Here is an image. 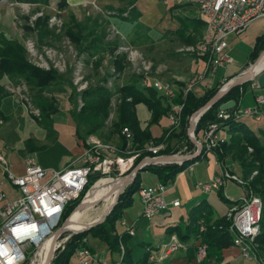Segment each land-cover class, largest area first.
I'll list each match as a JSON object with an SVG mask.
<instances>
[{
    "label": "trees",
    "instance_id": "1",
    "mask_svg": "<svg viewBox=\"0 0 264 264\" xmlns=\"http://www.w3.org/2000/svg\"><path fill=\"white\" fill-rule=\"evenodd\" d=\"M18 3L49 6L51 0H14ZM126 5L125 10L120 11L121 20L126 22H136L140 17V12L135 6L138 0H118ZM56 8L59 11H66L68 3L66 0H58ZM48 16L36 18L33 28L24 25L28 32L37 31L39 40L43 43L44 39L54 37V32L48 28ZM178 28L175 31L176 37L186 46L199 45L202 37L204 22L201 18L177 17ZM63 35L73 44L79 55L86 54L94 57L100 52L113 54L118 46L114 43L105 44L103 42L104 33L95 34V29L87 24L79 22L72 11L67 12L64 20ZM50 38V39H51ZM264 49V34L257 36L252 52L250 53L251 62L254 63L260 52ZM196 57H201L196 55ZM125 55H117L113 59L115 72L123 70ZM6 76L13 84L24 85L30 98L33 108L39 110V117L35 118L46 130L52 127V116L58 112L57 103L53 98L47 97L44 93L51 87L68 86L71 90L69 99L73 104L71 115L76 122H83L87 126L85 136L98 133L106 126L110 115V102L114 95H119V103L116 107V120L112 122L111 134L118 137V146L122 149L126 147L127 141L122 134L124 128L131 133V146L134 149L144 148L149 141L155 143L166 142L167 148L162 154H175L179 150L171 149V141L182 143L185 141L188 148L192 150L193 145L187 137L189 118L210 100L224 83H218L214 87L205 91L201 96L195 95L192 91L183 92L184 83L176 82V96L169 102L165 101L152 86L137 87V80L130 84L118 87L115 91L106 87L107 80L92 85L81 92H77L69 77V71L59 72L50 67L48 70L39 68L32 64L26 57L25 49L21 42L0 33V81ZM232 77L225 80L230 81ZM251 84L247 82L241 86L231 89L222 99L205 111L199 118L195 133L207 128L213 122H219V127L225 131L226 140L214 148L212 153L220 165H225V160L230 158L237 161L240 165L241 179L246 182V188L257 195L262 203V213L259 223V234L255 238V243L260 249L264 248V144H262L256 134L248 127L245 118H231L226 121H218L216 116L221 104L234 101L235 105L228 110L234 114L239 107L245 89ZM10 93L0 84V120L3 119L1 111L2 100ZM81 101L82 106L79 107ZM142 104L150 113L148 124L142 128L136 114L135 107ZM175 105H182L180 111L181 125L178 131L168 133L164 130L159 136H153L152 126L159 125L161 119L173 111ZM111 135V136H112ZM85 138V137H84ZM84 140V139H83ZM105 141V140H104ZM252 149V152L248 151ZM188 151V150H187ZM146 155V154H145ZM201 152L198 158L177 164L168 165H149L141 172L148 171L154 174L158 181L163 185L172 182L175 177L186 170V168L204 157ZM140 160V159H139ZM137 160L136 164L139 162ZM135 164V165H136ZM140 172V173H141ZM253 172H257L252 176ZM140 173L123 190L116 204L106 219L99 225L84 231L83 233L73 234L55 251L51 264H69L76 251L86 245L83 239L87 236L96 238L105 243L108 250L118 256L119 260L115 264H148L149 253L144 248L143 254L138 257L133 254L131 247L127 245L131 236L126 231H119V220L123 211L131 206L132 196L142 185ZM252 176V177H251ZM251 177V178H250ZM102 178L100 174L90 175L88 184L79 198L71 202L65 209L61 224L70 216L74 208L81 202L86 193L96 182ZM107 184V183H105ZM103 184V185H105ZM218 198L224 203L229 201L224 197L222 189L217 192ZM237 204V203H235ZM212 210L206 200H202L192 207L187 215V220L183 227H169L167 233H176L182 241H188L199 235V222L203 221L205 231L200 235L201 242L207 245V257L202 264H225L223 263L222 250L232 246V235L230 233L231 222L226 216L218 217L212 221ZM60 224V225H61ZM59 225V226H60ZM195 250V249H194Z\"/></svg>",
    "mask_w": 264,
    "mask_h": 264
},
{
    "label": "built area",
    "instance_id": "2",
    "mask_svg": "<svg viewBox=\"0 0 264 264\" xmlns=\"http://www.w3.org/2000/svg\"><path fill=\"white\" fill-rule=\"evenodd\" d=\"M158 2L165 7L170 5L194 7L204 22L202 37L196 51L201 56L203 72L199 73L195 82L184 84V93L191 91L196 84L205 79L207 74L214 72L218 67L233 63L232 57L226 51L227 38L230 35H240L251 23L264 19V0H158ZM92 5L96 8L94 3ZM42 14L38 13L36 17ZM48 21L56 25L59 24L57 30L59 31L62 26L60 19L57 20L55 16H51ZM22 45L26 54L34 62L29 61L35 66L45 70L52 67L61 73L64 72L62 57L54 49L43 46L41 52H38L35 42L29 38L24 39ZM130 60H134L132 53ZM81 67L82 64H79L72 74V83L77 92L84 89ZM144 70L146 69L144 68ZM152 80L151 86L163 96L165 101L170 102L176 96L177 91L173 84L159 79ZM140 85L148 86L147 79L141 80ZM253 86L257 87L256 84ZM6 90L18 96L33 119L39 117V110L31 105L24 85L11 86L9 84L6 86ZM78 102L81 107V101ZM255 102V108L238 109L234 114L218 110L216 118L218 121H226L232 117L235 119L254 117L256 120H260L263 114L259 107L264 104V94L258 95ZM181 109L182 105H175L173 111L166 116L169 122V127L166 129L167 135L180 128ZM219 125V122H213L199 134H192L200 144L201 152L204 155H213V149L226 140L225 131ZM122 134L127 141L126 147L123 149L116 144L104 141L96 134L85 136L78 164L72 163L61 170L52 172L36 165L33 160H29L24 173L15 175L8 169L5 158L0 153V165L8 182L18 193L16 198L9 200L5 193L0 191V264H25L30 252L39 250L40 246L59 227L66 207L79 198L88 184L90 175L98 173L104 178L116 171L119 176H123L135 167L139 159L141 161L166 155H191L197 151V147L192 144L191 151L162 154L167 148V143H155L154 141H149L142 149H134L131 146L129 130L124 128ZM248 151L252 152V149L248 148ZM192 166L193 164L186 169L191 171ZM255 174L256 172L252 175ZM229 179L235 180L244 188V196L226 214V218L231 222L232 246L239 250L243 259L263 264V261L254 252L257 247L255 238L259 234L262 203L259 197L254 196L251 191L246 189V182L233 177L227 166L219 164L218 173L207 182H196L194 188L202 195L207 196L211 192L223 189ZM166 192V185L160 182L150 186H140L137 195L142 204L144 219L152 221L167 213L170 208L180 207L179 200L167 201ZM119 225L130 236L134 234L133 225H128L123 220H120ZM204 231L205 225L203 221H200L199 235L196 237L198 244L195 246L194 253L197 264H202L207 257V245L201 242L200 236ZM83 243L86 245L76 251L69 264H93L95 258L87 246V240L83 239ZM63 244L64 242L57 243V249L61 248ZM180 247H182L181 243L176 238H171L168 243L162 245V253L158 260L166 259ZM146 251L149 253L148 263L155 261L150 250L146 249Z\"/></svg>",
    "mask_w": 264,
    "mask_h": 264
},
{
    "label": "rangeland",
    "instance_id": "3",
    "mask_svg": "<svg viewBox=\"0 0 264 264\" xmlns=\"http://www.w3.org/2000/svg\"><path fill=\"white\" fill-rule=\"evenodd\" d=\"M92 3L95 4L96 8L92 5ZM2 5H7L9 8H17L18 12H16L17 14L13 21L14 28L19 34L18 39L21 43L24 39L29 38L35 42L38 52H41L43 46L54 49L59 55H61V60L65 67L64 72L69 71V77L71 78L75 68L79 64H82L81 76L84 89L98 84L104 79L107 80L106 87L113 91H115L118 87L132 83L134 80L138 81L136 86L141 88L142 85H140V82L145 78L147 79L148 86H151L153 81L152 79H159L173 84L175 86V91H177L178 86L176 85V82L193 83L199 73L203 72V65L196 57L198 45L186 46L175 35V31L179 26L177 17H193L197 15L195 10L188 6H177L171 8L172 5H170L169 8H166L159 2V5L157 6L158 12L156 21L153 23H147L145 20L141 19V17L137 19L136 22H126L121 20L120 11L125 10L127 7L124 3L119 2L118 0H89V2L79 4L72 8L68 5L66 11H59L56 6H53L54 9L51 11L49 10L50 6H47L48 13L45 8L38 9L39 5L23 4L15 2L14 0H0V6ZM137 9L142 13L144 8L137 7ZM73 10H75V12ZM68 11H72L79 22L87 24L89 30L94 28L96 32L95 34L102 35L104 33L103 42L105 44L115 42L118 46L117 50L113 54L100 52L94 57H89L86 54L79 55L73 44L70 43L68 38L65 37L62 32L64 20ZM38 13L43 14L36 17V14ZM45 15L48 16V20L51 16H55L57 20L60 19L62 26L59 31H57L59 24L56 25L55 23H49L48 21V28L54 32L55 36L44 39L42 43L38 38L37 31L33 30L28 32L24 29V25L33 28L36 18L41 16L43 17ZM263 32L264 19H261L251 23L249 27L240 35L233 34L227 38V44L231 51L230 55L234 58L236 67L245 63L254 47L256 35ZM131 53L134 55V60H130ZM122 54L125 55V59L122 63L124 68L120 72H115L112 63L113 59L117 55ZM26 57L28 60L33 61V59L27 54ZM144 68L146 70H144ZM218 76L219 75L217 73H210L209 76L207 74V79L195 88V93H198L200 91L199 89L204 88L205 84H210L214 78H217ZM222 83L225 85L227 82L225 83L224 80ZM251 83L255 84L254 82ZM13 85L17 86L16 84ZM247 89L248 87L245 91ZM247 98V94H243L238 107L239 110L249 108V106H247ZM118 103L119 95L116 94L110 102V115L106 122V126L98 133V136L101 139L116 145H118L119 141L116 135L111 134V125L112 122L116 120V107ZM135 110L140 120L144 121L149 117V112L144 105H137ZM245 122L249 128L257 131L258 124L254 121L253 117H249L245 120ZM168 127L169 122L166 117H163L159 125L152 126V133L158 135L162 129H167ZM62 130H65V128H62ZM259 140L261 143L264 142L262 137ZM170 144L171 149L173 150H179L182 153H184V151H191L190 148L186 149L188 145L185 141L182 143H176V141L172 140ZM60 155L61 154L58 152L57 147H55L51 151L44 153V157H42L41 154L36 157H38L40 161L43 159L45 161L43 166L49 172H52L59 169V161L61 159ZM197 163H199V168H203V170H205L210 163V158L208 157V160H198ZM225 166L230 169L233 177L241 179L240 165L237 161H233L228 158L227 161L225 160ZM123 176H119L118 172L113 171L109 177L101 178L96 183L104 179H118ZM153 176L155 175L148 171L141 172L140 177L142 186L153 185ZM177 176H180V174ZM184 176L190 183L191 179L189 178L188 173H185ZM109 182L107 181V184H109ZM167 186H172L171 182H168ZM224 189L226 194L232 200L241 199L244 196V188L233 179H229L227 181ZM253 195L257 196L255 194ZM180 199L184 202L185 197L180 196ZM83 200L81 201L83 202ZM208 204L211 205L215 214L219 217H221L222 213H224V210L227 208L226 205H224V202L221 201L218 196L214 195L208 196ZM80 208L81 210L78 213L86 210V214L84 216L85 220L93 219L100 214L102 210V201L97 198H91L81 204ZM123 212L124 213L120 220L125 221L126 224L134 222L138 219L139 214L142 212V205L137 192H135L132 196L131 206ZM182 212L186 220V205H183ZM225 215L226 214L224 213L222 216ZM120 220L118 222H120ZM71 235H73L72 232L63 233L57 240V243H65ZM65 239L67 240L65 241ZM37 252V249L32 250L25 264H32Z\"/></svg>",
    "mask_w": 264,
    "mask_h": 264
},
{
    "label": "crops",
    "instance_id": "4",
    "mask_svg": "<svg viewBox=\"0 0 264 264\" xmlns=\"http://www.w3.org/2000/svg\"><path fill=\"white\" fill-rule=\"evenodd\" d=\"M57 1L58 0H51L49 4V10L53 11V6L56 5ZM66 2L72 8L76 7L79 4L89 2V0H66ZM135 5L136 7L144 8L143 12H140L141 19L145 20L147 23H153L156 21L158 12L157 6L159 5L158 0H138ZM38 7V9L45 8L46 12L48 13L47 6L39 5ZM163 7L165 6L163 5ZM173 7L177 6H172L171 8ZM188 7L195 10V13L197 14L196 17L200 18L197 10L194 7ZM73 11L75 12V10ZM16 12H18L17 8H9V6L7 5L0 6V33H3L4 35L17 39L19 42H21L18 39L19 34L14 28L13 20L17 14ZM261 34H264V32ZM261 34H257L256 38ZM226 51L230 55L231 51L229 47H227ZM197 55L199 56L198 53ZM232 59V64L223 65L212 72L214 74L217 73L219 76L217 78H214V80L210 84H205L204 88L199 89L200 91L198 93H195V88L207 79V77H205V79L196 84L191 91L195 95L201 96L205 93V91L214 87L218 83L222 84V82L229 77L234 76L232 79L236 78L244 70H246V68H248L250 64H252L250 54L245 63L237 67L235 66V60L233 57ZM198 60L202 64L201 57H198ZM209 75L210 73L208 74V76ZM0 84L5 89L9 84L11 86H14L6 76L1 79ZM70 92L71 90L68 86L51 87L46 92L45 96L53 98L56 101L58 108V112L54 116H52L53 123L50 130H46L42 125L38 123L37 120L33 119L31 115H29L28 111L26 110L22 102H20L16 94L9 92L10 95L2 100L1 111L4 117L0 120V153L4 156L7 167L13 174L22 175L29 160H33L36 165L46 169L43 166V163L45 161L43 159L40 161V159L36 156L41 154V156L44 157V153L51 151L55 147H57L58 152L61 154L58 170H61L72 163L78 164V157L82 152L83 139L87 131V126L83 122H76L72 117L71 111L73 109V104L69 99ZM243 94H247L248 96L247 106L255 108V98L260 94H264V89L261 90L258 87L253 86V84L251 83L248 86V89L244 91ZM259 110L263 114V117L260 120H256L253 117L254 121L258 124L257 131L253 130V132L259 139L262 137L264 140V104L259 107ZM149 118L150 113L149 117L144 121L140 120V118L138 117L142 128L147 125ZM248 118L249 117H246L244 121ZM62 128H65V130H62ZM164 130L166 129H162V131L158 135L153 134V136H159ZM262 144H264V142H262ZM208 157L210 158V163L205 168V170H203V168H199V163H197V161L193 164L191 171L186 169L183 172L179 173L180 176H176L175 179L171 182L172 186L168 187L166 185L167 201L172 202L174 200H179L181 203L180 207L170 208L167 213L155 218L152 221L144 219L141 212L138 216V219H136L134 222L128 223L130 225H133L134 234L129 239L127 245L132 248L133 254L135 256L140 257L145 251L144 248H147L150 250V254L155 258V261L148 264H197L194 259V249L196 244H198L196 238L193 237L188 241H182L176 233L169 234L166 230L169 227L173 228L177 225L180 227L184 226L185 218L182 212L183 205H186V213L188 215L189 210L199 204L200 201L206 200L208 203V196H217L218 191L211 192L207 196H204L194 188V184L196 182H207L219 171V163L216 161L215 157L212 154L205 155L200 160H208ZM227 160L228 158L226 159V161ZM185 173H188V176L191 179L190 183L188 179L185 178ZM153 179V185L159 182L156 176H153ZM224 188L222 189V193L224 197L229 201L228 204L224 203V205H226L227 207L224 210V213L227 214L228 210L232 206L236 205L235 203H237L239 199H230L226 194ZM0 191L4 192L6 198L9 200L14 199L18 196L16 190L8 182L6 174L4 173L1 165ZM180 196L185 197L184 202L180 199ZM210 208L213 213V221L219 216L215 214V211L211 207V205ZM224 213H222V215H224ZM119 231L122 232L125 231V229L119 225ZM171 238H176L181 243L182 247L172 252L166 259L159 261L158 258L162 253V245L168 243ZM86 240L87 246L89 247L95 258L93 264H115V262L119 260L117 255L112 254L108 250L105 243L96 238H92L91 236H87ZM254 252L255 255L260 258L264 264V248L260 249L257 245ZM222 258L223 263L225 264H259L254 260L243 259L240 255L239 250L233 246L222 250Z\"/></svg>",
    "mask_w": 264,
    "mask_h": 264
},
{
    "label": "water",
    "instance_id": "5",
    "mask_svg": "<svg viewBox=\"0 0 264 264\" xmlns=\"http://www.w3.org/2000/svg\"><path fill=\"white\" fill-rule=\"evenodd\" d=\"M264 56V49L260 52L258 58L255 60L254 63L250 64L248 66V68L246 70H244L239 76H237L236 78L228 81L225 85H223L217 92L216 94L210 99L208 100L205 105H203L199 110H197L191 117L190 120L188 122V129H187V137L189 139V141L195 145L197 147V151L194 154L191 155H180V156H175V155H166V156H162L156 159H152V158H147L146 160H141L139 161L135 167L126 175H124L123 177H121V191L117 194L115 201L111 204V206L109 207V209L103 214L102 218L99 221H96L92 224L87 225L86 227H84V229L74 232L73 234H77L80 232H84V231H88L89 229L101 224L106 217L110 214L111 210L113 209L114 205L116 204L119 196L123 193V190L134 180L135 176L140 173L145 167L146 165H168V164H177V165H181L184 162L187 161H191L194 160L196 158H198V156L201 153V146L200 144L195 140V138L192 136L196 135L195 133V128H196V124L199 120V118L201 117V115L207 111L209 108H211L213 105H215L216 103H218L222 97L224 95H226L231 89L241 86L247 82H254L257 87L259 89H264V68L258 72V73H254L253 69L256 66V64L258 63V61ZM235 105L234 101H228L225 102L223 104L220 105L219 110L220 111H228L230 110L233 106ZM195 118V120L193 121V119ZM175 157H179L180 161H174L173 158ZM87 194V193H86ZM85 197V196H84ZM83 200V199H82ZM82 204V201L79 203V205L76 208H79ZM75 208V209H76ZM74 209V210H75ZM73 210V211H74ZM72 214V213H71ZM70 214V216H71ZM69 216V217H70ZM69 217L54 231L53 235L48 238L52 240V249L50 251V253L48 254L45 264H51V261L53 260L54 257V252L57 249V240L59 239V237L65 233L66 231L64 230L65 226L68 223Z\"/></svg>",
    "mask_w": 264,
    "mask_h": 264
},
{
    "label": "bare ground",
    "instance_id": "6",
    "mask_svg": "<svg viewBox=\"0 0 264 264\" xmlns=\"http://www.w3.org/2000/svg\"><path fill=\"white\" fill-rule=\"evenodd\" d=\"M263 68H264V56L258 61V63L256 64V66L253 69V72L258 73ZM194 120H195V118L193 119V121ZM173 160L179 162L180 158L175 157V158H173ZM107 181L108 182L110 181L109 184H105V183H107ZM120 181H121L120 178H118V179H104V180H101L100 182L96 183L87 192V194L84 197L82 204L91 198H94V199L97 198V199L101 200L102 201V210H101L100 214L93 219L85 220L84 216L86 214V210L84 212L78 213L81 210V208L79 207L69 217L68 223L65 226L64 230L66 232L74 233V232H77V231L84 229V227H86L89 224H92L96 221H99L102 218L103 214L109 209L111 204L115 201L117 194L121 191V182ZM103 184H105V185L103 186ZM100 186H102V187H100ZM51 249H52V240L48 239L42 244V246H40L36 257L32 261V264H45L46 258L48 256V254L50 253Z\"/></svg>",
    "mask_w": 264,
    "mask_h": 264
}]
</instances>
